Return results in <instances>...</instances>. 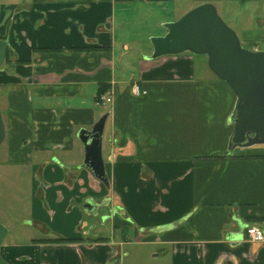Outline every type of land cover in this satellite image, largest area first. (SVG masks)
<instances>
[{
	"label": "crops",
	"instance_id": "0c3cea01",
	"mask_svg": "<svg viewBox=\"0 0 264 264\" xmlns=\"http://www.w3.org/2000/svg\"><path fill=\"white\" fill-rule=\"evenodd\" d=\"M215 1L0 0L1 145L6 163L30 174L36 230L4 242L7 231V264H264V241L244 233L259 224L264 234V150H228L235 94L206 56L150 58L151 43L130 46L121 32L142 22L145 40L162 36L165 23ZM217 1L238 12L264 3ZM163 13L174 18L154 21L161 33L141 18ZM134 83L146 93L134 96ZM103 115L105 183L83 166L78 138ZM101 207L106 235L92 225Z\"/></svg>",
	"mask_w": 264,
	"mask_h": 264
},
{
	"label": "water",
	"instance_id": "95a60500",
	"mask_svg": "<svg viewBox=\"0 0 264 264\" xmlns=\"http://www.w3.org/2000/svg\"><path fill=\"white\" fill-rule=\"evenodd\" d=\"M166 33L151 37L150 58L189 52L207 57V66L227 83L236 96L229 118L232 133L228 150L264 145V51L244 48L236 33L219 17L212 3L198 5L174 22L164 24ZM8 42L0 39V65L7 54ZM106 115L90 130L82 129L78 138L84 146L83 166L106 182L101 155L102 131ZM5 135L0 112V144ZM177 223L154 229L161 232ZM7 229L0 224V246ZM0 264H7L0 255Z\"/></svg>",
	"mask_w": 264,
	"mask_h": 264
},
{
	"label": "rangeland",
	"instance_id": "374dc122",
	"mask_svg": "<svg viewBox=\"0 0 264 264\" xmlns=\"http://www.w3.org/2000/svg\"><path fill=\"white\" fill-rule=\"evenodd\" d=\"M190 5V4H189ZM213 5L216 8L219 17L228 25L237 35L240 44L249 50L259 49L264 51V3L259 4V8H256V4L252 6V2L245 4V9L239 12L236 6H230L229 2L220 3L215 1ZM246 6H248L246 8ZM186 6L183 7V9ZM246 10V11H245ZM149 22V30L152 32L161 33L164 29L154 23L157 19H171L174 18L167 13L153 14L151 16L141 14V18ZM153 22V23H151ZM138 30L123 29L121 32L126 37H130L134 41H128L130 46L139 44L151 45L150 37L145 40L144 33L146 31L142 29V22H138ZM136 35V36H135ZM143 37V38H142ZM133 42V43H132ZM197 57V56H196ZM199 57V56H198ZM2 144V143H1ZM0 144V224H2L8 231V235L5 237L4 242L12 240H26L30 233H33L35 228L28 222L29 220V202H30V174L23 166H10L6 163V159L3 157V146ZM240 148V147H236ZM252 149L253 152H261L264 150V145H253L245 147ZM253 148L257 149L254 150ZM107 209L104 207L98 208L96 215L92 218V225L95 227V231L101 234H107L108 222L105 218ZM104 219V220H103ZM87 227V229H89ZM105 232V233H104Z\"/></svg>",
	"mask_w": 264,
	"mask_h": 264
},
{
	"label": "built area",
	"instance_id": "2783aa9c",
	"mask_svg": "<svg viewBox=\"0 0 264 264\" xmlns=\"http://www.w3.org/2000/svg\"><path fill=\"white\" fill-rule=\"evenodd\" d=\"M132 93L134 96H140L146 93V91L140 89V86L136 83H134L132 85ZM97 104L106 107L108 106L111 102V96L108 93H101L97 96L96 99ZM262 225H264V220L261 223ZM244 233H245V237L246 239H248L251 242H255V243H260L262 241H264V234H263V230L261 228V226L259 224H251V225H247L244 228Z\"/></svg>",
	"mask_w": 264,
	"mask_h": 264
},
{
	"label": "trees",
	"instance_id": "16d2710c",
	"mask_svg": "<svg viewBox=\"0 0 264 264\" xmlns=\"http://www.w3.org/2000/svg\"><path fill=\"white\" fill-rule=\"evenodd\" d=\"M5 57H7V54H6V56ZM102 92L104 91V89L103 90H101ZM101 94V93H100ZM224 157H229V155L226 153L225 155H220V156H216V157H214V158H224ZM96 240H105L104 238H98V239H96ZM60 241H68V242H72L73 240H70V239H60Z\"/></svg>",
	"mask_w": 264,
	"mask_h": 264
}]
</instances>
